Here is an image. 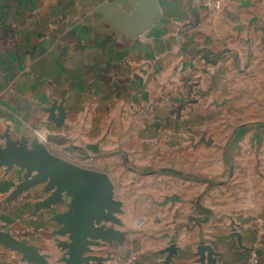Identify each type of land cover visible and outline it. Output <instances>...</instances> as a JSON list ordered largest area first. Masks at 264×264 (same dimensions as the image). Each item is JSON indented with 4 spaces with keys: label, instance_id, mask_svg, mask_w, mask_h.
Instances as JSON below:
<instances>
[{
    "label": "crops",
    "instance_id": "crops-1",
    "mask_svg": "<svg viewBox=\"0 0 264 264\" xmlns=\"http://www.w3.org/2000/svg\"><path fill=\"white\" fill-rule=\"evenodd\" d=\"M206 1L158 0L131 33L122 21H138L145 0H0V155H50L110 182L79 264H247L256 246L264 264V178L251 164L216 184L211 166L200 180L167 170L199 181L197 196L163 186L154 163L141 194L122 179L139 170L126 159L160 157L162 114L210 108L257 74L264 0ZM83 194L56 171L0 158V264H71Z\"/></svg>",
    "mask_w": 264,
    "mask_h": 264
},
{
    "label": "rangeland",
    "instance_id": "rangeland-1",
    "mask_svg": "<svg viewBox=\"0 0 264 264\" xmlns=\"http://www.w3.org/2000/svg\"><path fill=\"white\" fill-rule=\"evenodd\" d=\"M256 71L257 74L242 85V91L226 93L227 98L215 101L213 107L204 108L201 104L178 106L173 114H169L172 123H165L167 117L162 114V136L155 140L161 147V155L152 165L145 166H139L135 158L131 159L133 157L126 159L132 167L139 168L136 177L131 172L124 173L122 179L127 181V191L141 194L143 181L148 177L147 169L152 168L153 163L163 171V181H168L163 186L168 187L170 180L176 181L179 197L189 191L197 196L199 181L169 177L171 171L166 170L200 180L211 166L213 171L210 173L222 176L213 181L216 184L234 176L241 165L251 164L264 178V58L258 60ZM148 186L146 184V190ZM132 201L133 196H130V210ZM136 205L142 208L143 203L138 201ZM184 205L194 210L196 203Z\"/></svg>",
    "mask_w": 264,
    "mask_h": 264
},
{
    "label": "water",
    "instance_id": "water-1",
    "mask_svg": "<svg viewBox=\"0 0 264 264\" xmlns=\"http://www.w3.org/2000/svg\"><path fill=\"white\" fill-rule=\"evenodd\" d=\"M147 2V8L136 22H131L128 19H124L122 23L126 29L131 33L142 31L148 25H150L155 16L159 13L158 0H145ZM1 159H8L11 162H15L19 165L31 167V168H47V172L58 173V177L62 179L63 186L67 182L74 183L81 192H83L82 199L77 204V219L79 221V229L77 238L73 247L71 264H79L80 261V249L82 242L88 232V220L91 213H95L100 205H104L108 202V195L110 193V182L108 179L99 173L78 171L74 166L54 158L50 155L44 157L35 158L31 156L23 155L21 149L10 147L4 153L0 155ZM89 188L91 192L85 193V190ZM40 264H45L38 258Z\"/></svg>",
    "mask_w": 264,
    "mask_h": 264
},
{
    "label": "built area",
    "instance_id": "built-area-1",
    "mask_svg": "<svg viewBox=\"0 0 264 264\" xmlns=\"http://www.w3.org/2000/svg\"><path fill=\"white\" fill-rule=\"evenodd\" d=\"M222 0H209L206 1L208 6L220 5ZM260 263V254L258 247H254L250 250L247 258V264H259Z\"/></svg>",
    "mask_w": 264,
    "mask_h": 264
},
{
    "label": "trees",
    "instance_id": "trees-1",
    "mask_svg": "<svg viewBox=\"0 0 264 264\" xmlns=\"http://www.w3.org/2000/svg\"><path fill=\"white\" fill-rule=\"evenodd\" d=\"M165 172H167V170ZM172 173H175V172H172Z\"/></svg>",
    "mask_w": 264,
    "mask_h": 264
}]
</instances>
